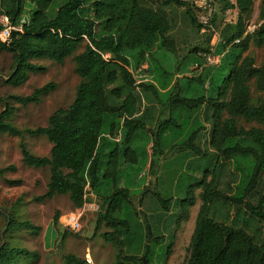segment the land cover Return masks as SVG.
Returning a JSON list of instances; mask_svg holds the SVG:
<instances>
[{"label":"trees","instance_id":"1","mask_svg":"<svg viewBox=\"0 0 264 264\" xmlns=\"http://www.w3.org/2000/svg\"><path fill=\"white\" fill-rule=\"evenodd\" d=\"M254 1L213 0L219 4L221 14L236 10L237 16L234 23H223L219 30L220 43L213 54L220 56V68L209 78V98L180 101L171 98V103L179 102L192 110L209 107V147L216 159L202 180L190 186L191 197L175 202L181 205L182 217L187 219L188 208L195 202L194 191L202 190V204L195 219L185 264H264V99L252 103L249 88L250 81L254 80L256 91L264 95V64L256 66L253 58L245 55L250 44L258 48L264 46V0H260L258 8L261 24L253 34L245 35ZM163 6L185 9L192 28L203 29L196 18L197 11L187 0H163L158 8L146 6L141 0H0V19L7 17L11 26L17 29L11 32L8 44L0 41V52L10 54L12 58V71L5 84L18 87L27 80L28 74L45 71L36 61L48 59L61 64L83 48L74 57V72L80 83L71 105L56 110L45 128L24 131L47 139L52 146L49 157H36L23 144L20 148L26 166L49 168L47 192L42 199L67 196L75 210L90 203L88 193L101 199L96 230L102 226L110 230L103 238L117 251L115 264H150L151 250L144 263L141 261L148 237L146 223L138 214L146 199L151 206H157L159 215L171 218V200L144 186V167H134L137 156L129 146L135 132L144 129L145 125L137 118L143 113L139 112L140 98L135 93V80L129 71L128 53L136 52L133 57L136 66L147 62L148 73V58L157 48L173 53L170 33L174 27L162 10ZM216 15L213 14L210 25L215 24ZM199 50L194 48L186 57L190 56L197 64L202 60ZM201 51L211 53L207 49ZM201 77L190 81L204 86ZM137 87L154 99L158 96L154 84L142 83ZM174 87L176 85L162 84L160 89L176 97ZM51 89L49 84L28 97H0V106L4 108L0 113V136L8 134L21 138L23 135L10 123L13 109L8 101L21 106L37 104L41 95ZM223 113L229 118L223 120ZM238 119L256 126L246 130L237 125ZM119 120L125 132L122 140L115 141ZM197 134L198 131H194L181 150L201 154L194 146ZM118 144L125 147L122 150L116 147L104 154V149ZM157 146L153 136L149 172L156 165ZM106 154L108 159L104 161ZM221 160H234L235 170L240 172L235 194L231 197L219 189ZM121 182L124 186H120ZM135 196L139 197L136 203ZM216 201L224 209L235 207L237 215H250L259 225L255 229L257 236L251 235L245 224L239 226L231 220L228 225L229 211L225 212L223 222L212 219L210 207ZM58 221L57 214L53 224L58 226ZM17 227L38 231L8 216L5 234ZM162 239L152 235L149 244L160 243ZM21 257L31 259L34 256L21 249H10L5 244L0 246V264H15ZM65 261L66 264H86L74 256H66Z\"/></svg>","mask_w":264,"mask_h":264},{"label":"rangeland","instance_id":"2","mask_svg":"<svg viewBox=\"0 0 264 264\" xmlns=\"http://www.w3.org/2000/svg\"><path fill=\"white\" fill-rule=\"evenodd\" d=\"M228 1L234 3V0ZM141 2L146 6L158 8L163 0H141ZM259 4L260 0L254 1L247 23L255 25L260 23ZM162 10L174 27L170 33L174 51L172 53L168 49L157 48L148 58L150 66L148 76L151 81L146 84L154 83L160 91L154 99L152 95L143 93L136 86L135 93L140 98L139 112L143 113L137 118L141 120L145 128L135 132L134 140L129 146L137 156L134 167H144L142 173L145 178L144 186L147 185L149 190L159 193L162 198L171 200V218L166 219L163 215H159L157 206H151L149 199H146L147 202L141 209L139 208L147 216L153 238H163L160 243L149 244L150 264H185L195 219L202 204L200 200L202 190L194 191L195 202L188 208L187 219L182 217L181 205L175 202L191 197L190 186L202 180L204 173L214 166L216 159L209 147L211 128L209 107L202 106L198 110H192L181 106L179 102L171 103V98L178 101L184 98H209V78L220 66L205 65L203 59L197 62L196 66V62H192L191 57L186 55L194 48H199L201 54H208L201 49L213 52L220 43L219 30L222 24L226 21L235 22L236 13L228 10L225 14H221L219 4L213 2V14H217L215 24L203 31H197L190 25L185 9L163 6ZM196 18H198L197 13ZM82 51L83 48H80L76 54L61 64L48 59L36 61L35 63L45 68V71L28 74L27 80L18 87L4 83L12 71V58L10 54L0 52V97H28L35 90L52 85V89L41 95L37 104L21 106L8 101L13 109L10 123L22 131L23 135L21 138L8 134L0 136V171L2 172L0 175V246L5 244L10 249H21L34 256L31 259L18 258L15 264H66V256H74L86 264H115L117 251L103 238V235L110 230L103 226L96 230L98 205L101 204V199L95 194L88 193L87 198L91 201L80 210L73 208L67 196L42 199L47 192L49 168L28 167L22 161L21 144L36 157H49L52 146L47 139L44 136H31L24 131L45 128L56 110L67 109L71 105L80 83L79 77L74 72V57ZM245 55L253 58L256 66L264 64V46L258 48L250 44ZM128 56L129 71L135 73L139 68L133 58L136 52L131 51ZM199 76L204 78V86L190 81L191 78ZM162 84L176 85L173 94L176 93L177 96L172 97V94L162 92L160 89ZM249 88L252 103H255L257 99H264V95L256 91L254 80L250 81ZM109 101L115 103L114 100L109 99ZM3 110V106H0V113ZM222 118L224 120L229 116L223 113ZM119 122L115 141L122 140L125 132L121 120ZM237 125L246 130L256 126L242 119L237 120ZM194 131H198L194 146L201 151V154H194L191 150H181ZM152 133L154 140L158 142V152L154 157L156 165L153 171L149 172ZM116 147L122 150L125 146L119 144L109 146L103 150L104 154ZM104 157V161L108 159L107 154ZM221 163L223 168L219 189L228 197L234 196L235 187L240 180V172L235 170L234 160H221ZM207 181H210V178ZM227 184H229L228 187ZM120 186H124L123 182ZM138 200L139 197L135 196L134 202ZM210 208V217L215 221L223 222L225 212L229 211V219L226 222L228 225L233 220L239 226L245 224L249 228L247 231L257 236L255 229L259 225L250 218V215L240 213L239 216L236 214L235 207L231 206L229 210L224 209L217 201ZM214 213L215 216L212 217ZM57 214L59 215L58 226L53 224ZM10 215L17 223H27L38 231L17 227L5 234L7 218ZM71 216L78 220L79 227L76 229L68 227V219Z\"/></svg>","mask_w":264,"mask_h":264},{"label":"built area","instance_id":"3","mask_svg":"<svg viewBox=\"0 0 264 264\" xmlns=\"http://www.w3.org/2000/svg\"><path fill=\"white\" fill-rule=\"evenodd\" d=\"M190 5L194 7V9L197 11L198 15V23L202 25L203 29L210 27V20L213 16V0H187ZM0 23L2 25V30L0 32V41L2 43L8 44L11 38V32L17 31L16 28H13L8 20L7 17L3 16L0 19ZM226 23H232L227 22ZM261 24V23H260ZM250 24L247 23L245 27V35H251L254 33V31L257 29V27L260 25ZM203 29L201 31H203ZM214 52V51H213ZM211 51L210 54H203L200 55L203 61L205 62V65L210 66H216L220 64V57L215 56ZM145 58L147 59L148 56L146 55ZM197 66V64H196ZM148 64L147 62H144L136 71L135 73H131L134 80L135 85L138 86L142 83L150 82V77L148 76ZM139 79V80H136ZM68 227L71 229H76L79 227L78 220L74 217H70L68 219Z\"/></svg>","mask_w":264,"mask_h":264},{"label":"water","instance_id":"4","mask_svg":"<svg viewBox=\"0 0 264 264\" xmlns=\"http://www.w3.org/2000/svg\"><path fill=\"white\" fill-rule=\"evenodd\" d=\"M139 216L142 218V221L145 222V228H146V232H147V237H148V244H146L145 246V253L144 255L141 257V261L144 263L146 257L148 256L149 252H150V246H149V242L152 239V234H151V227L150 225L147 223V216L141 211L139 210L138 212Z\"/></svg>","mask_w":264,"mask_h":264},{"label":"crops","instance_id":"5","mask_svg":"<svg viewBox=\"0 0 264 264\" xmlns=\"http://www.w3.org/2000/svg\"><path fill=\"white\" fill-rule=\"evenodd\" d=\"M233 12L236 13V16H237V11H236V10H233ZM235 21H236V20H235ZM233 23H234V22H233ZM198 55L200 56V55H203V54H201V52H200ZM218 57H220V56H218ZM129 60H130V59H129ZM153 84H154V83H153ZM154 85H155V84H154ZM159 91H160V90H159ZM162 92L165 93V91H162Z\"/></svg>","mask_w":264,"mask_h":264}]
</instances>
